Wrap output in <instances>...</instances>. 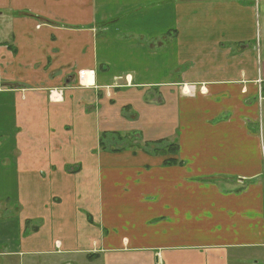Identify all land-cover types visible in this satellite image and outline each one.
Wrapping results in <instances>:
<instances>
[{"label": "crops", "instance_id": "crops-1", "mask_svg": "<svg viewBox=\"0 0 264 264\" xmlns=\"http://www.w3.org/2000/svg\"><path fill=\"white\" fill-rule=\"evenodd\" d=\"M263 183L264 0H0V264H260Z\"/></svg>", "mask_w": 264, "mask_h": 264}, {"label": "rangeland", "instance_id": "rangeland-1", "mask_svg": "<svg viewBox=\"0 0 264 264\" xmlns=\"http://www.w3.org/2000/svg\"><path fill=\"white\" fill-rule=\"evenodd\" d=\"M259 14H260V13L257 12V14H256V19H255V21H256V28H257V31H258L257 39H256V41H255V43H254L255 45H258V44H259V26H261V24H262V20H261V17H260ZM184 70H185V69H180V70H179V72H178L179 75H178V78H177L178 80H182L181 78H182V75H183V74H181V73H182V71H184ZM86 77H88L89 79H87V81H82V82H83V83H82L83 86H84V85H85V86H86V85L89 86V83H90L89 81H90L91 78L93 77V72H92V71H91V72L89 71V73L86 75ZM86 77H85V78H86ZM78 78H79V81H81V79H80L79 76H78ZM85 86H84V87H85ZM146 146H147V145H146ZM153 146H154V145H153ZM153 146H152V148H154ZM156 146L162 148V145H161V144H159V145L157 144ZM263 184H264V183H263ZM263 189H264V185H263ZM260 264H264V261L261 262Z\"/></svg>", "mask_w": 264, "mask_h": 264}, {"label": "trees", "instance_id": "trees-1", "mask_svg": "<svg viewBox=\"0 0 264 264\" xmlns=\"http://www.w3.org/2000/svg\"><path fill=\"white\" fill-rule=\"evenodd\" d=\"M152 145L150 146H155L156 144H161V142H157V143H151ZM177 150V147L175 145H170L167 150L165 151V153H168V154H174ZM158 153V152H157ZM164 153V152H163ZM165 164L167 165H176L177 164V161L175 159H172V160H168L165 162Z\"/></svg>", "mask_w": 264, "mask_h": 264}, {"label": "built area", "instance_id": "built-area-1", "mask_svg": "<svg viewBox=\"0 0 264 264\" xmlns=\"http://www.w3.org/2000/svg\"><path fill=\"white\" fill-rule=\"evenodd\" d=\"M89 72H80L79 73V77L80 79H83L84 77H86V75L88 74Z\"/></svg>", "mask_w": 264, "mask_h": 264}]
</instances>
